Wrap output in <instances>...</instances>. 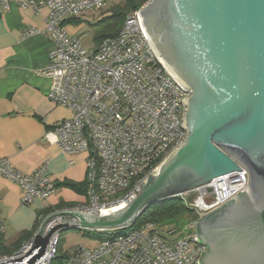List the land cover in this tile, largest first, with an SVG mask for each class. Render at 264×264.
Wrapping results in <instances>:
<instances>
[{"label": "built area", "instance_id": "built-area-1", "mask_svg": "<svg viewBox=\"0 0 264 264\" xmlns=\"http://www.w3.org/2000/svg\"><path fill=\"white\" fill-rule=\"evenodd\" d=\"M109 1L0 0L6 11L12 3L35 11L48 8L46 33L54 48L40 74L51 79L49 99L69 108L72 115L48 131L46 138L65 153L87 154L86 203L43 213L34 235L13 253H0V264H52L59 254L60 231L81 228L76 216L59 212L103 215L105 210L128 205L138 197L148 175L186 138L184 114L190 90L159 55L137 17L138 10L126 16L119 32L105 37L93 50L67 32L68 19L101 9ZM240 169L177 195L199 215L183 231L162 232L153 222L131 229L132 223L115 229H85L108 235L94 248L68 251L64 264H200L206 245L200 242L199 219L246 191L249 172L243 166ZM0 176L22 188L23 206L47 201L56 190L46 163L24 173L0 155ZM2 233L0 219V241Z\"/></svg>", "mask_w": 264, "mask_h": 264}, {"label": "water", "instance_id": "water-1", "mask_svg": "<svg viewBox=\"0 0 264 264\" xmlns=\"http://www.w3.org/2000/svg\"><path fill=\"white\" fill-rule=\"evenodd\" d=\"M137 17L190 90L186 138L128 205L103 215L59 213L84 229L120 228L149 205L243 166L246 191L199 219L200 242L212 244L213 256L204 263L202 252L198 262L264 264V0H148Z\"/></svg>", "mask_w": 264, "mask_h": 264}, {"label": "crops", "instance_id": "crops-1", "mask_svg": "<svg viewBox=\"0 0 264 264\" xmlns=\"http://www.w3.org/2000/svg\"><path fill=\"white\" fill-rule=\"evenodd\" d=\"M124 5L125 0H110L101 9L86 10L68 19L65 28L70 35L79 37L86 49H96L104 37L118 32L117 13ZM48 14L46 7L35 11L12 3L6 11L0 4V155L8 157L24 173H32L46 163L57 184L47 201L37 200L34 206H23L22 188L0 176L1 239L6 245L20 244L22 235L37 230V220L44 209L86 203V194L60 183L84 187L87 154L65 153L46 138L48 131L72 115L69 108L49 99L51 79L40 74L49 64L54 48L52 38L46 33ZM29 28L41 32L27 34ZM85 34L90 35V46L82 41ZM17 235L19 238L13 240ZM27 240L25 237L23 241Z\"/></svg>", "mask_w": 264, "mask_h": 264}, {"label": "trees", "instance_id": "trees-1", "mask_svg": "<svg viewBox=\"0 0 264 264\" xmlns=\"http://www.w3.org/2000/svg\"><path fill=\"white\" fill-rule=\"evenodd\" d=\"M148 0H125V5L122 10L117 13V22H118V32L122 28L124 20L128 14L135 10H139L142 5H144ZM110 36V35H109ZM105 38V37H104ZM60 185H65L71 187L77 191H80L83 194H86L87 182L83 185H78L70 182H63ZM57 186V184H55ZM73 204H66L65 206H72ZM64 204H59L57 207H50L43 210V213L46 214L50 210L63 207ZM42 213V214H43ZM199 218V215L190 207L187 206L184 199L180 196L171 197L164 199L158 202H155L148 207H146L140 215L132 222L131 228H139L145 225L148 222L156 223L158 228L162 232L166 229H174L176 232L183 231L184 227L191 221ZM40 219L37 220L36 228H38ZM36 230V229H35ZM35 230L31 233H26L20 238V244L17 245H6L3 241H0V253L9 254L16 251L25 241L24 238L28 237V240L34 234ZM92 235L98 236L100 239L107 237V233L97 232V231H87ZM23 241V242H22ZM60 253V251H59ZM67 252L60 256L58 254L57 258L53 261L52 264H64L66 259Z\"/></svg>", "mask_w": 264, "mask_h": 264}, {"label": "rangeland", "instance_id": "rangeland-1", "mask_svg": "<svg viewBox=\"0 0 264 264\" xmlns=\"http://www.w3.org/2000/svg\"><path fill=\"white\" fill-rule=\"evenodd\" d=\"M117 1H120V0H117ZM82 41L86 46H90L89 45V41L91 42L90 35L89 34L83 35ZM170 155H168L166 157V159ZM166 159H164V161ZM164 161H162V163ZM159 168H160V165L155 171L150 173L148 176L158 173ZM32 205L34 206V204H32ZM87 231H90V230H85L83 228H78V227H75V228L71 227V228L62 229L60 231V239H59V244H58L59 245V251H60L59 255L62 256L66 252L72 251L73 249H75L79 246H84V247H88V248H94V247L98 246L100 244L101 239L96 235H92V233H90V232L87 233ZM20 235L21 234H19V236ZM19 236L18 235L16 237L14 236L13 240H16L17 238H19ZM1 241H2V239H1Z\"/></svg>", "mask_w": 264, "mask_h": 264}, {"label": "flooded vegetation", "instance_id": "flooded-vegetation-1", "mask_svg": "<svg viewBox=\"0 0 264 264\" xmlns=\"http://www.w3.org/2000/svg\"><path fill=\"white\" fill-rule=\"evenodd\" d=\"M242 198V197H240ZM239 199V198H238ZM236 205V202L235 201H232L230 202L223 210H222V213H225L227 212L228 210H230L231 208H233L234 206ZM216 219L213 218L212 221H215ZM204 244L206 245V251L203 255V262L206 263V262H209L211 259H212V254H213V247L211 246L212 244L208 243V242H205L204 241Z\"/></svg>", "mask_w": 264, "mask_h": 264}, {"label": "bare ground", "instance_id": "bare-ground-1", "mask_svg": "<svg viewBox=\"0 0 264 264\" xmlns=\"http://www.w3.org/2000/svg\"><path fill=\"white\" fill-rule=\"evenodd\" d=\"M165 64H166V62H165ZM167 65V64H166ZM167 67H168V65H167ZM169 68V67H168ZM170 69V68H169ZM171 70V69H170ZM172 72V71H171ZM174 74V73H173ZM177 77V76H176ZM178 78V77H177ZM180 80V79H179ZM122 207H124V204H121V205H119V206H115V207H113V208H111L110 210H105V213H110L111 211H115V210H117V209H119V208H122Z\"/></svg>", "mask_w": 264, "mask_h": 264}]
</instances>
